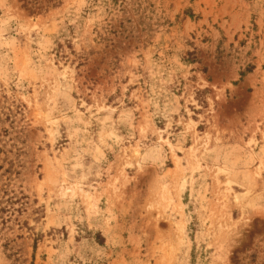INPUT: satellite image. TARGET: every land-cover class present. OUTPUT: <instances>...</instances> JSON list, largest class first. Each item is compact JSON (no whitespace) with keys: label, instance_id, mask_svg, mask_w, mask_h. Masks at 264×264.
Returning <instances> with one entry per match:
<instances>
[{"label":"rangeland","instance_id":"rangeland-1","mask_svg":"<svg viewBox=\"0 0 264 264\" xmlns=\"http://www.w3.org/2000/svg\"><path fill=\"white\" fill-rule=\"evenodd\" d=\"M6 176L0 264H264V0H0Z\"/></svg>","mask_w":264,"mask_h":264},{"label":"trees","instance_id":"trees-1","mask_svg":"<svg viewBox=\"0 0 264 264\" xmlns=\"http://www.w3.org/2000/svg\"><path fill=\"white\" fill-rule=\"evenodd\" d=\"M251 67L245 70L249 72ZM242 74V73H240ZM4 176V173L1 174ZM9 178L6 176L4 179L0 177V217L3 221H6L7 212H21L24 204V194L22 192L17 193L9 186ZM26 197V196H25ZM18 204L19 206H15Z\"/></svg>","mask_w":264,"mask_h":264}]
</instances>
